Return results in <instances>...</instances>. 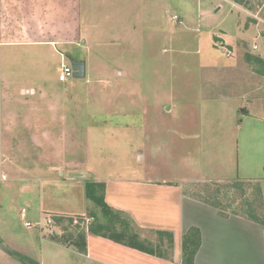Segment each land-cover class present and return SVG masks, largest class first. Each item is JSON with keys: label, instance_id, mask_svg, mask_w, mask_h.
<instances>
[{"label": "rangeland", "instance_id": "374dc122", "mask_svg": "<svg viewBox=\"0 0 264 264\" xmlns=\"http://www.w3.org/2000/svg\"><path fill=\"white\" fill-rule=\"evenodd\" d=\"M76 7L75 45L8 44L24 40L15 22L0 31L1 90L46 89L59 106L50 126H60L50 118H66L78 128L54 139L0 138V264H40L31 256L51 247L42 238L61 246L60 260L47 264H73L71 241L92 214L101 220L86 195L95 179L129 180L137 171L156 181L189 178L188 194L226 213L260 204L259 184L237 181L256 178L264 191V0H79ZM67 57L86 62L84 80L59 81ZM22 209L43 229H27ZM141 237L156 252L160 240L170 249L167 236Z\"/></svg>", "mask_w": 264, "mask_h": 264}, {"label": "crops", "instance_id": "0c3cea01", "mask_svg": "<svg viewBox=\"0 0 264 264\" xmlns=\"http://www.w3.org/2000/svg\"><path fill=\"white\" fill-rule=\"evenodd\" d=\"M77 3L79 0H0V31L3 33L4 29L15 22L19 28L18 36L24 40L9 39L3 34L2 39H9L5 40L8 44L75 45L81 35L77 29L80 27L76 13ZM35 36L39 39L32 38ZM22 91L27 93V99L22 98ZM48 96L46 89H41L38 93L31 88H8L4 93L0 88V98L4 102L3 105L0 104V138L4 139V135L12 138L26 134L31 140L54 139V132L58 130L77 132L78 128L70 127L66 118L65 121L50 118L54 124H60L59 127L50 126L49 117L59 106L48 101ZM236 98L238 102L246 101L244 94ZM138 173L139 171L129 180L120 178L106 182L101 179L94 181L105 184L106 203L113 210L128 216L136 228L135 233L140 237L143 231L156 235L169 233L173 236L172 249L167 250L169 258L150 255L127 246L125 242L117 243L87 232L86 253L79 252L76 248H67L73 264H182V242L191 228H197L201 234V244L194 264H264V228L261 225L242 214L220 216L216 208L188 194L185 184L189 182V178L156 181L141 177ZM61 175L63 178L66 176L64 172ZM240 180L260 181L256 178ZM56 183L61 184L59 181ZM262 196L264 205L263 187ZM54 214L66 215L59 212ZM88 220L90 224L91 220ZM0 225H4V220L0 221ZM29 238L30 241L33 240V235ZM141 239L144 240L142 237ZM42 241L51 247H40L36 252L38 254L31 257L40 264H47L48 261L57 263L60 260L57 248L61 246L43 238ZM25 242L26 239L20 246ZM34 246L37 249L39 247ZM50 253L53 254L49 256Z\"/></svg>", "mask_w": 264, "mask_h": 264}, {"label": "trees", "instance_id": "16d2710c", "mask_svg": "<svg viewBox=\"0 0 264 264\" xmlns=\"http://www.w3.org/2000/svg\"><path fill=\"white\" fill-rule=\"evenodd\" d=\"M250 61H256L258 63L262 64V60L260 58H252L249 57ZM237 182H252V181H237ZM259 185L256 186V204L250 205L249 210L247 213L242 214V216H245L248 220L255 222L259 225H261L264 228V205H263V196H262V190L259 182ZM105 184L103 183H94L89 182L86 185V195L87 199L90 200L92 203H94L101 211V220H99L98 217H96L95 214L91 215L92 222H90L89 225H87V229L85 231L80 232L75 238L71 241V245L76 248L79 252L86 253V235L87 232L95 235V236H101L103 238L112 240L117 243L125 242L128 244L127 246L137 249L139 251L145 252L150 255H155L162 258H169L167 255V252L164 253V243L160 240L159 244V251L156 252L151 248H147L142 241L141 237L133 232V230L130 228V225L132 226L131 220L124 215L122 212H118L113 210L105 201ZM199 199V198H198ZM205 204H208L218 210V214L222 217H227L229 213H226L225 210H223L220 207V203L211 202L208 199H200ZM221 208V209H220ZM238 214V213H233ZM90 219V220H91ZM158 236L163 237L167 236L169 239V247L172 249L173 246V236L169 233H157ZM127 239L128 241H126ZM201 244V234L200 231L197 228H191L188 233L184 236L183 242H182V264H194L196 254L198 252V249ZM23 260V259H22Z\"/></svg>", "mask_w": 264, "mask_h": 264}, {"label": "built area", "instance_id": "2783aa9c", "mask_svg": "<svg viewBox=\"0 0 264 264\" xmlns=\"http://www.w3.org/2000/svg\"><path fill=\"white\" fill-rule=\"evenodd\" d=\"M254 49L257 50L258 47L254 46ZM73 75H74V70H73L72 66L70 65V63L68 65L64 64V65H62V67L60 69L59 81L62 83H66V82H68V80L70 78H73ZM27 214H28L27 209H23L22 213H21V218L24 221V225L27 229H32L34 227H38L40 230L43 229L42 223L33 224L32 222L27 221ZM87 221H89V220H87ZM53 222H54V220H52L50 217H48L46 228L53 225ZM76 223H77V221H75V224Z\"/></svg>", "mask_w": 264, "mask_h": 264}, {"label": "water", "instance_id": "95a60500", "mask_svg": "<svg viewBox=\"0 0 264 264\" xmlns=\"http://www.w3.org/2000/svg\"><path fill=\"white\" fill-rule=\"evenodd\" d=\"M70 65L74 70L73 78L76 80H84L87 77V65L85 61L67 57Z\"/></svg>", "mask_w": 264, "mask_h": 264}]
</instances>
